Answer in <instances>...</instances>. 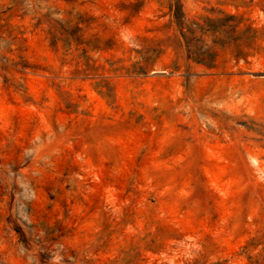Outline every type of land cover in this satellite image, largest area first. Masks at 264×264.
<instances>
[{
    "label": "rangeland",
    "instance_id": "1",
    "mask_svg": "<svg viewBox=\"0 0 264 264\" xmlns=\"http://www.w3.org/2000/svg\"><path fill=\"white\" fill-rule=\"evenodd\" d=\"M0 264H264V0H0Z\"/></svg>",
    "mask_w": 264,
    "mask_h": 264
},
{
    "label": "trees",
    "instance_id": "2",
    "mask_svg": "<svg viewBox=\"0 0 264 264\" xmlns=\"http://www.w3.org/2000/svg\"><path fill=\"white\" fill-rule=\"evenodd\" d=\"M176 15L178 16V12L176 11Z\"/></svg>",
    "mask_w": 264,
    "mask_h": 264
}]
</instances>
